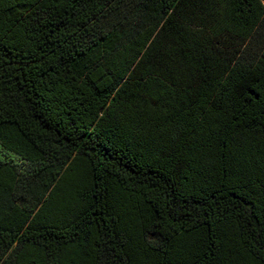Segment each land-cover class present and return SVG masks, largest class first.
Here are the masks:
<instances>
[{
  "label": "trees",
  "instance_id": "16d2710c",
  "mask_svg": "<svg viewBox=\"0 0 264 264\" xmlns=\"http://www.w3.org/2000/svg\"><path fill=\"white\" fill-rule=\"evenodd\" d=\"M0 264H264V0H0Z\"/></svg>",
  "mask_w": 264,
  "mask_h": 264
}]
</instances>
